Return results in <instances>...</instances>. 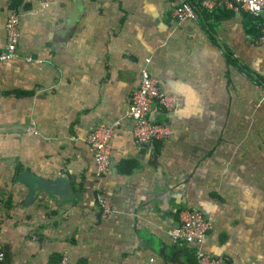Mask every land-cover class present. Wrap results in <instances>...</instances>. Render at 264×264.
I'll list each match as a JSON object with an SVG mask.
<instances>
[{"label": "crops", "instance_id": "0c3cea01", "mask_svg": "<svg viewBox=\"0 0 264 264\" xmlns=\"http://www.w3.org/2000/svg\"><path fill=\"white\" fill-rule=\"evenodd\" d=\"M175 6L0 0V50L15 10L34 58L0 63V264H196V246L167 235L183 208L212 223L204 252L264 264V44L246 15L180 23ZM145 59L174 107L151 112L170 137L137 147L126 114ZM114 123L98 176L87 135Z\"/></svg>", "mask_w": 264, "mask_h": 264}, {"label": "built area", "instance_id": "2783aa9c", "mask_svg": "<svg viewBox=\"0 0 264 264\" xmlns=\"http://www.w3.org/2000/svg\"><path fill=\"white\" fill-rule=\"evenodd\" d=\"M55 0H38L41 10H47ZM191 0H176V6L172 9L171 17L176 22L197 21L199 13H213L217 9L234 14L248 15L257 27V36L254 44H264V0H196L197 8ZM5 44L0 50V63L22 59L31 63L34 58L22 56L19 52L20 40V15L11 11L6 17ZM150 59H145L139 70V82L128 97V111L126 117L132 123L131 135L137 147L150 146L155 142H162L170 137V128L161 122L151 119L154 110L170 111L174 107L172 96L166 94L159 85V81L150 74L148 64ZM119 123L112 125L100 124L87 135L86 142L94 156L96 172L98 176L108 173L112 164L113 142L117 136ZM97 206L103 217H107L113 211V201L100 193L96 196ZM211 221L204 213L196 208H183L178 213L177 225L167 232L173 242H184L195 245L194 257L196 264H227L224 257H214L202 250L210 230ZM5 258V251L0 245V262ZM63 257L59 264H67Z\"/></svg>", "mask_w": 264, "mask_h": 264}, {"label": "trees", "instance_id": "16d2710c", "mask_svg": "<svg viewBox=\"0 0 264 264\" xmlns=\"http://www.w3.org/2000/svg\"><path fill=\"white\" fill-rule=\"evenodd\" d=\"M192 4H193V6H194L195 8H197V3L192 2ZM198 14H200L199 17H202L204 13H203V12H202V13H199V12H198ZM243 15H245V14H243ZM246 16L249 17L248 15H246ZM249 18H250V17H249ZM251 20H252V19H251ZM255 28H256V34H257V27H255ZM18 94H20V93H18Z\"/></svg>", "mask_w": 264, "mask_h": 264}, {"label": "rangeland", "instance_id": "374dc122", "mask_svg": "<svg viewBox=\"0 0 264 264\" xmlns=\"http://www.w3.org/2000/svg\"><path fill=\"white\" fill-rule=\"evenodd\" d=\"M51 5H52V4H51ZM51 5H50V6H51ZM50 6H49V8H50ZM49 8H47V9H49ZM14 11H15V10H14ZM43 11H45V10H43ZM15 12H16V11H15Z\"/></svg>", "mask_w": 264, "mask_h": 264}]
</instances>
